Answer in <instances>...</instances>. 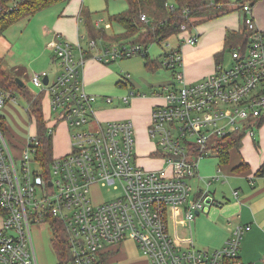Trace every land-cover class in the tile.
<instances>
[{
  "label": "built area",
  "instance_id": "obj_1",
  "mask_svg": "<svg viewBox=\"0 0 264 264\" xmlns=\"http://www.w3.org/2000/svg\"><path fill=\"white\" fill-rule=\"evenodd\" d=\"M20 1L8 0L7 6ZM240 9L250 32L247 43L230 48V64L216 63L214 71L197 82L186 83L181 51L183 43L198 40L197 33L182 36L194 24L180 25L176 43L169 38L161 41L160 63L172 71L176 82L152 92L163 98L151 110L147 126L155 141L151 157L162 161L157 168L139 164L132 120L100 122L97 117L93 106L97 100L113 102L112 95L87 91L81 77L86 51L95 49L97 41L88 37L83 46L57 35L49 42L58 67L52 74L34 72L31 81L41 89L35 93L41 95V107L46 99L51 108L50 116L42 108L51 154L43 153L35 119L36 133L23 141L7 139L0 129V264H39L31 226L51 227L53 220L66 232L73 264H100L102 253L126 237L136 240L149 264L242 263L240 240L250 224L235 226L215 249L197 247L191 238L177 237L169 226L170 218L189 224L211 204L209 190L195 189L189 180L198 176L199 163L211 154L215 142L243 129L254 135V121L264 113V28L257 26L251 3L243 2ZM188 12L183 9L191 20ZM140 18L148 21L144 13ZM133 54L149 53L139 43H108L95 58L109 63ZM119 82L127 86V76ZM134 96L145 93L130 88L121 100L127 104ZM16 98L12 89L0 87V112ZM62 124L68 131L69 150L55 156L52 140ZM99 186H112L120 193L94 202L92 191Z\"/></svg>",
  "mask_w": 264,
  "mask_h": 264
},
{
  "label": "crops",
  "instance_id": "obj_2",
  "mask_svg": "<svg viewBox=\"0 0 264 264\" xmlns=\"http://www.w3.org/2000/svg\"><path fill=\"white\" fill-rule=\"evenodd\" d=\"M67 1L64 0L65 3ZM105 3L107 7L111 3L120 4L121 6L117 8V13L127 8V3L124 0H109L108 2L105 0ZM82 6L83 4L81 3L79 8L77 10L74 9L73 13L70 14L75 21L76 37L72 33L69 34L70 39L73 40V42H70H80L81 45V37L83 35L79 33L77 28L78 24L83 21L80 14ZM66 8L67 6L63 7V15L67 14L65 12ZM86 8L89 10L88 7ZM253 14L257 26L264 28V0H259L253 5ZM196 20L194 27L182 33V36L193 33L198 35L196 43H183L181 45L183 54L182 69L185 81L188 84L197 82L214 71L216 54L223 52L228 31H239L244 27L243 12L236 2L228 3L225 8L207 16L203 15ZM94 22L98 26H102V23H104L103 26L105 23H110L109 27H104L114 30V33L123 31V27L120 24L113 21L104 22L102 17ZM47 33L49 35L47 46L57 35L66 40L59 32H50L49 30ZM49 48L51 49L50 46ZM160 55L161 53L159 54V59ZM53 56L54 52L50 59L51 62ZM223 56L224 53H222V60ZM150 60L158 59L151 58ZM106 64L92 56L86 59L81 71L86 90L99 94V96L118 94V96L112 95L113 102H121L127 106L121 109L114 107L103 112L108 117L107 120L130 119L136 128L137 134L141 130L146 131L151 110L156 104L162 103L163 98L153 93L150 97L144 96L148 98L146 99V104H142L143 114L140 117L137 116L135 112H140L142 107L139 106L142 100L140 99L141 96L132 97L130 102L126 104L121 100V96L125 93L122 94L123 90L117 87V84H120L119 80L121 77L126 75L128 85H121V87H126L129 92V89L133 88V84L129 79L130 74H117L108 68ZM157 68L158 66L154 69H149L155 71ZM163 69L169 71L173 76L171 70ZM40 70L47 69L42 67ZM34 72L37 71L33 70L32 74ZM169 82L168 80L151 82L150 87L159 88V90H154L159 93L161 87ZM143 134L145 135V132ZM137 136L140 138L141 134ZM138 137H136V140H138ZM138 142L144 146L141 150L144 151L142 155H137L138 162L147 168L160 167L162 165L161 160L155 159V163H153L154 158L151 157L153 146L143 145L140 140ZM67 151L68 149L63 150L61 154ZM213 155L217 159L215 158L214 160L212 158ZM242 163H245V165L241 169H235L237 165ZM193 179H195L198 189L207 188L209 190L208 193L212 197V202L205 210L197 213L189 224L170 218V231L179 238H191L193 244L197 247L215 249L224 244L225 240L232 234L235 226L238 224H250L251 228L243 234L240 240L238 258L243 264H264V121L256 125L254 138L249 137L247 134L243 136L241 147L230 151L227 163H220L216 153L211 154L210 157L209 155L204 157L199 163L198 176ZM209 181L210 183L208 184ZM212 185H215V187L210 188ZM180 227H182L181 230H179ZM122 244L123 242L120 244L119 250L111 256L109 263L116 258H124L125 253L121 252ZM146 260V258H143L141 264L147 263Z\"/></svg>",
  "mask_w": 264,
  "mask_h": 264
},
{
  "label": "rangeland",
  "instance_id": "obj_3",
  "mask_svg": "<svg viewBox=\"0 0 264 264\" xmlns=\"http://www.w3.org/2000/svg\"><path fill=\"white\" fill-rule=\"evenodd\" d=\"M81 3L83 6L89 8L93 21L102 17L104 18V22L109 21V15L117 13V8L121 6L117 3H111L107 7L105 0H68L67 3L64 1L57 2L35 12L31 16L22 17L14 21L4 31L3 36L0 38V57L3 59L4 66L15 77L22 79L25 82L26 88L34 94L38 93L41 89L40 87L35 86L31 81V74L33 70L39 71L42 67H45L52 74V70L58 67L57 61L54 62L52 59L51 62L50 60L53 50L47 46V41L49 38L47 31L50 30V32H59L63 35V37L66 38V40L73 42V40L70 39L69 34L72 33L73 36L76 37V25L70 14L73 13L74 9L77 10ZM65 6H67L65 11L67 14L63 15L62 10ZM223 8H225V5L222 7L210 6L204 12H202V14L207 16ZM193 18L196 19V15ZM103 24L104 23H102V26ZM77 30H79L81 35H83L81 37L82 45L87 46V39L89 36L84 20L78 24ZM106 31L108 34L115 32L114 30L108 28ZM179 37H181V35H179ZM179 37L176 34L171 35L169 37V41L171 43H176ZM96 41L97 47L90 52V56L93 58H95V55L98 54L102 46L106 45L104 40L97 39ZM163 49L164 45L162 42H150L147 47V51L149 53L148 57L142 56L141 54H133L129 57H123L109 62L106 65L117 74L124 75L129 73V79L133 84L132 90L135 92L145 93V96L150 97L153 95L152 92L155 89L159 90L157 87L151 88V82H158L159 80L176 82L170 72L163 69L162 67L159 66L155 71H152L144 64L145 60L151 58H157L159 61H161V58L159 59V54L162 53ZM230 62L231 54L228 50L224 52L223 63L225 66H227L230 64ZM117 87L118 89L121 88L123 90L122 94H126L128 92V89L123 86L121 87L120 84H117ZM112 95L118 96V94ZM16 97V100L11 99L6 103L4 108L1 110V114L6 118V125L8 127L9 133L14 135L17 139L23 141L30 134L36 133V125L33 116L28 112V102L25 97L20 93H16ZM147 98L148 97L144 96H141L140 98L142 100L139 106L142 107L140 112H135V114L139 117L143 114L142 104H146ZM93 106L97 112L99 121L105 122L108 121V117L105 116L103 112L114 107L121 109L127 105L125 106V104L121 102L107 103L102 100H97ZM42 108L44 114L50 116L49 114L51 113V108L46 99L43 100ZM255 130L256 126L254 127V131ZM143 132H145V135ZM67 133L68 131L66 127L63 124L60 125L52 140L53 153L55 156L60 155L63 150H69ZM139 134H141L140 138L137 136ZM245 134L254 138L255 132L254 135L250 134L249 132H246ZM134 136L135 138L138 137V140H140L143 145L153 146L154 148L155 141L149 136L147 130H141L137 134L136 128L134 126ZM138 140L135 142L136 156H140L144 152L141 151L144 146L140 145ZM211 154L215 153L211 152ZM212 158L215 160L216 157L213 155ZM153 163H155V159L153 160ZM189 183L195 189L198 187L195 183V179L189 180ZM213 186L215 187V185H212L210 188H213ZM195 192L196 190H193L191 196ZM119 193L120 190L113 189L112 186H99L98 188L96 187V189H93L92 197L94 202H99L112 199ZM181 229L182 227L179 228V230ZM31 234L39 264H55L57 262V255L53 251L50 243V238L53 235L52 228L48 224H32ZM122 246L121 252L125 253L124 258H116L109 264H141L143 258H146L139 248L136 240L132 237H126V239L123 240ZM146 261L147 263L145 262V264H149L148 260Z\"/></svg>",
  "mask_w": 264,
  "mask_h": 264
},
{
  "label": "trees",
  "instance_id": "obj_4",
  "mask_svg": "<svg viewBox=\"0 0 264 264\" xmlns=\"http://www.w3.org/2000/svg\"><path fill=\"white\" fill-rule=\"evenodd\" d=\"M64 0H22L18 5L8 7V0H0V37L4 31L16 20L22 17H28L35 12ZM107 2L109 0H106ZM127 8L121 12L109 15V21L116 22L123 27V31L119 33L108 34L104 26H98L92 20L91 12L82 6L80 14L85 22L86 30L89 38L95 40H104L106 44H134L139 43L146 48L150 42H161L163 39L169 38L171 35L179 34L180 25L183 22L194 24L197 18L202 17L204 12L210 6L227 5L236 2L239 6L243 2H249L254 5L259 0H124ZM172 3V6H169ZM8 7V8H7ZM188 8V16L186 18L183 9ZM144 13L148 21H143L140 16ZM196 15V19L193 18ZM249 30L244 25L239 31H228L225 37V45L223 52L216 54V63L221 62L222 53L230 50L233 46H245L249 39ZM86 56H90V52L86 51ZM145 66L154 69L157 66L162 67L159 60H145ZM22 80V79H21ZM23 81V80H22ZM0 87L5 90L12 89L15 93L22 94L27 100L28 112L36 121L38 134L44 142L43 153L51 154V141L44 133L43 112L41 107V95H35L26 88L25 82L21 85L16 81V77L6 69L3 59L0 57ZM264 121V113L259 115L254 123L261 124ZM0 129L7 139L14 135L9 133L6 125V118L0 112ZM245 130H238L229 133L225 137L217 140L213 145L212 152L216 153L220 159V163H227L232 149H239L242 145V138ZM245 163L239 164L235 169H241ZM51 228L53 235L50 243L53 251L57 255L55 264H73L71 254L66 241V232L63 226L57 221H52ZM121 244V243H120ZM118 245L110 246L101 255L100 264H109L111 256L119 250ZM242 264V263H240Z\"/></svg>",
  "mask_w": 264,
  "mask_h": 264
},
{
  "label": "water",
  "instance_id": "obj_5",
  "mask_svg": "<svg viewBox=\"0 0 264 264\" xmlns=\"http://www.w3.org/2000/svg\"><path fill=\"white\" fill-rule=\"evenodd\" d=\"M16 81H18L21 85L23 84V81L20 78H18V77H16ZM47 81H48V77L45 76L44 77V82L46 83ZM209 200H210V198L207 199V201H209Z\"/></svg>",
  "mask_w": 264,
  "mask_h": 264
}]
</instances>
